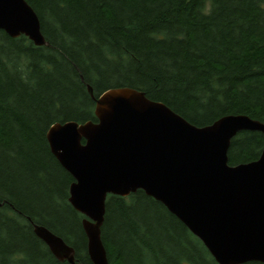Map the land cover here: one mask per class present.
Wrapping results in <instances>:
<instances>
[{
	"label": "trees",
	"instance_id": "obj_1",
	"mask_svg": "<svg viewBox=\"0 0 264 264\" xmlns=\"http://www.w3.org/2000/svg\"><path fill=\"white\" fill-rule=\"evenodd\" d=\"M47 44L0 29V264H72L34 232L46 226L93 264L73 176L51 152L56 122L97 121L95 97L132 87L191 123L227 114L264 121V0H27ZM264 149L239 132L230 164ZM102 239L110 264H219L162 202L139 189L109 195ZM244 264H264L250 261Z\"/></svg>",
	"mask_w": 264,
	"mask_h": 264
},
{
	"label": "water",
	"instance_id": "obj_2",
	"mask_svg": "<svg viewBox=\"0 0 264 264\" xmlns=\"http://www.w3.org/2000/svg\"><path fill=\"white\" fill-rule=\"evenodd\" d=\"M0 29L48 43L27 0H0ZM88 89L98 120L56 122L47 139L74 178L69 201L84 215L93 264H110L102 239L108 196L139 189L176 215L219 264L264 263V149L245 163L230 164L228 156L239 132L264 134V121L239 113L198 126L141 90L117 87L95 97ZM34 232L59 260L76 263L61 236L37 223Z\"/></svg>",
	"mask_w": 264,
	"mask_h": 264
},
{
	"label": "bare ground",
	"instance_id": "obj_3",
	"mask_svg": "<svg viewBox=\"0 0 264 264\" xmlns=\"http://www.w3.org/2000/svg\"><path fill=\"white\" fill-rule=\"evenodd\" d=\"M91 86V85H90ZM0 205H2V203H0Z\"/></svg>",
	"mask_w": 264,
	"mask_h": 264
}]
</instances>
